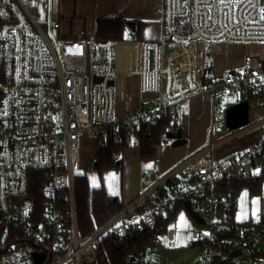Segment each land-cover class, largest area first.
I'll return each mask as SVG.
<instances>
[{
  "label": "built area",
  "instance_id": "obj_1",
  "mask_svg": "<svg viewBox=\"0 0 264 264\" xmlns=\"http://www.w3.org/2000/svg\"><path fill=\"white\" fill-rule=\"evenodd\" d=\"M40 7L41 0H0V264H96L105 239L153 230L186 199L205 219L193 230L201 264L230 256L242 242L222 219V186L263 171L264 141L225 160L213 156V142L165 171L145 172L138 197L88 235L80 230L76 179L83 140L99 146L123 134L131 145L139 127L175 119L179 105L207 92L213 129L226 124L218 115L226 94L264 104V61L226 68L219 77L199 72L201 44L264 43V0H162L155 40L137 38L136 25L131 39L53 38ZM130 74L140 77L142 92L158 97L121 115V82ZM176 130L167 124L163 133ZM161 247L157 235L136 249L133 264H157Z\"/></svg>",
  "mask_w": 264,
  "mask_h": 264
},
{
  "label": "crops",
  "instance_id": "obj_2",
  "mask_svg": "<svg viewBox=\"0 0 264 264\" xmlns=\"http://www.w3.org/2000/svg\"><path fill=\"white\" fill-rule=\"evenodd\" d=\"M161 4L162 0H41L39 13L44 23L49 25L57 21L60 23V29L76 39H97V26L102 19L121 18L125 21L124 31L126 28L130 32L131 24L127 21L134 22L133 25H136L138 35L143 37L142 40H155L161 36L163 29L158 10ZM199 52L204 57L200 74L211 73L215 77H219L226 68L256 67L264 61V43L221 42L210 49L207 44H201ZM126 79L127 77L121 82L122 100H128ZM131 95L132 107L147 105L158 97L156 93L145 92H142L139 98ZM243 100L247 99L243 98L240 101ZM240 101L231 102V105ZM213 106V97L208 92L196 95L185 104L178 106L177 117L171 119L170 124L176 129L183 128V135L188 142L179 147L162 145L159 159L152 161L154 165H158V171L169 169L213 142H219L213 156L217 160H225L235 158L250 147L264 141V104L253 99V104L250 103V123L236 130H230L227 126L225 127L226 124L213 129L215 117ZM126 112L127 110L120 114L125 115ZM238 130L242 132L232 136ZM169 140L167 139L166 142ZM137 141L139 142V139ZM137 141H134L131 146H137L138 149L130 150L125 159H122L125 175L120 198L124 207L138 197L143 186V174L147 172L143 170L141 148ZM125 151H128V148ZM130 159H138L139 170L134 179L135 175L131 178L127 172ZM255 195L262 197L261 214L264 205V187L261 193H252L248 187L242 188L231 214L228 212L227 200L223 207L222 219L227 225L228 234L232 238L239 239L240 242L248 238L249 232L246 228L259 222L254 218L253 213L252 197ZM198 224L186 209L185 202L183 206H179L166 222L165 228L162 227L158 233L162 239V247L156 254L157 264H201L199 250L193 240V230ZM238 229L242 233L239 236H237ZM263 239L264 234L261 235V243H264ZM222 259L234 264H264V248L258 247V242L254 240V244L250 248L246 247L242 256L234 258L227 255Z\"/></svg>",
  "mask_w": 264,
  "mask_h": 264
},
{
  "label": "trees",
  "instance_id": "obj_3",
  "mask_svg": "<svg viewBox=\"0 0 264 264\" xmlns=\"http://www.w3.org/2000/svg\"><path fill=\"white\" fill-rule=\"evenodd\" d=\"M127 23L134 24V22L130 21H127ZM124 25L125 21L121 18H104L98 23L96 38L99 40L124 39ZM170 122L169 116H163L157 123L139 127L137 132L139 137L138 146L141 148V156L144 162H152L159 159L162 145L167 141L166 135L163 133L164 127ZM130 146L126 143L125 135L123 134L108 137L98 146L95 168L101 171L122 166V158L120 157L121 165L118 166L117 162L119 160L115 161L114 155L120 154L122 156V153ZM262 170L257 177L256 175H249L224 182L222 188L226 192L228 212L230 214L233 212L232 210L242 188L248 187L252 193L262 192L264 187V166ZM35 189L38 199H41L39 184ZM76 202L80 230L83 235L92 233L124 208L123 201L118 195L109 193L105 188L92 187L87 176L83 173H80L76 179ZM184 202L185 200L179 201L176 209L179 206H183ZM176 209L169 213L167 217H159L157 226L153 230L146 229L122 239H105L99 246V257L96 264H133V256L136 249L150 243L161 231V228H165L166 222L176 212ZM10 230L12 231V228ZM8 238L7 240L13 239L10 232ZM215 264L234 263L218 259Z\"/></svg>",
  "mask_w": 264,
  "mask_h": 264
},
{
  "label": "rangeland",
  "instance_id": "obj_4",
  "mask_svg": "<svg viewBox=\"0 0 264 264\" xmlns=\"http://www.w3.org/2000/svg\"><path fill=\"white\" fill-rule=\"evenodd\" d=\"M39 18L40 17V13L38 14ZM62 21V20H61ZM46 26L49 28V33L50 35L54 38H72L70 35H67L64 30L62 29H53L51 27V25H47ZM124 39H131V35L130 32L128 31V29L125 28L124 31ZM139 39H143V37L141 35H138ZM145 39V38H144ZM127 82V87H128V100H122L121 102H119L118 105V112L119 113H123L128 109L133 108L132 107V103L130 101H132V95L133 94L135 97L139 98L140 95L142 94V90H141V86H140V77L138 75L135 74H130L127 76L126 79ZM245 97L243 96H233L230 94H226L223 97V112L219 113L220 116L225 117V113H226V109L232 104L231 102H238L241 99H243ZM251 105L253 104V99H249ZM226 127V125H225ZM137 141V138L135 140V142ZM138 142V141H137ZM134 143H132L131 145H133ZM172 141L169 140L168 142H165L163 144V146H167V147H172ZM133 149V150H132ZM137 146H130L128 148V151H125L124 153H122V159H125L127 153L132 150H137ZM98 150V145L97 142L95 143H91L90 141L88 142V140H83L82 143V166H83V170L81 173L85 174L91 184L92 187L95 188H105L109 193L118 195L119 197L122 196V188H123V184H124V175L123 174V167H117V168H110V169H104V170H98L97 168H95V163H96V153ZM128 176L130 175L131 178L133 177L136 178L138 175V170H139V165H138V159L134 160V159H130L128 161ZM135 162V164H134ZM142 163L144 165V171H154V170H158V165H154L152 162H144L142 160ZM253 200V213H254V218L257 219L258 223L257 224H252L249 225L246 229L249 232L247 235V239L245 240V242L249 245H247L248 248H250L252 246V244H254V240H256L258 242V247H263L264 248V243H261V235L264 234V222H262L261 220V214H260V205H261V200L262 197L259 195H255L252 197ZM260 214V216H259ZM259 216V218H258ZM240 234H242L240 232V230L238 229L237 231V236H239ZM244 239V238H243ZM264 240V239H263ZM256 245V244H255ZM256 247V246H254Z\"/></svg>",
  "mask_w": 264,
  "mask_h": 264
},
{
  "label": "water",
  "instance_id": "obj_5",
  "mask_svg": "<svg viewBox=\"0 0 264 264\" xmlns=\"http://www.w3.org/2000/svg\"><path fill=\"white\" fill-rule=\"evenodd\" d=\"M168 51V49H167ZM98 80H102V78H98ZM110 84H114V80L110 81ZM226 126L230 130H236L247 126L250 123V101L243 100L239 103L229 106L226 109ZM166 138L172 140L173 147H179L188 142V140L183 135V128H178L176 131H170L166 134ZM117 165H121V160L117 162ZM185 207L191 216L198 223H204L205 219L200 215V213L194 211L192 199L185 200ZM249 245L245 241L239 243L238 247L234 248L231 252V256L236 258L240 257L245 253V249ZM34 257L38 262H41L43 259V255L37 252L34 253Z\"/></svg>",
  "mask_w": 264,
  "mask_h": 264
}]
</instances>
